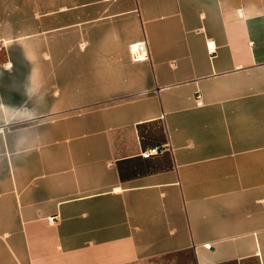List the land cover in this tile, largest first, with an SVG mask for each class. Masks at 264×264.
<instances>
[{
    "label": "crops",
    "instance_id": "1",
    "mask_svg": "<svg viewBox=\"0 0 264 264\" xmlns=\"http://www.w3.org/2000/svg\"><path fill=\"white\" fill-rule=\"evenodd\" d=\"M38 27L79 44L55 68L76 93L61 107L93 110L62 116L61 147L51 127L7 136L37 118L36 82L0 68V264H264V0H0V43Z\"/></svg>",
    "mask_w": 264,
    "mask_h": 264
},
{
    "label": "rangeland",
    "instance_id": "2",
    "mask_svg": "<svg viewBox=\"0 0 264 264\" xmlns=\"http://www.w3.org/2000/svg\"><path fill=\"white\" fill-rule=\"evenodd\" d=\"M36 38L37 41L35 42L17 41L0 43V68L5 69L9 67L8 65L10 63V68L17 69L16 72L21 73V75H16V77H28V73L31 71L33 73V82H36L35 88L37 93V108H34L33 105V109H36L37 118H24L25 121L20 123L15 120V122L12 121L8 123L6 127H2L1 130L4 131L7 136L17 132H27L29 130L37 131L38 133H42V135L40 134V140L44 141L45 129L51 127L54 136L52 139L53 147H61L62 140L59 136V132L62 116L77 114L76 112L85 114V116H91L93 110L92 105H86L80 108L61 107V102L63 101L72 102L73 95L76 93L75 90H70L67 93L65 90L64 95H62V86L55 80L57 77L55 68L61 65V59L59 57L60 52L62 50L76 52L79 44L75 42L61 44L55 40V37L53 42H45L44 27H38ZM3 45L4 48H2ZM79 48L82 50L83 47L80 46ZM65 61H67V59ZM70 61L74 62L75 60L72 59ZM46 67H49V74L46 72ZM51 67H53V70L50 69ZM51 72H53V80L50 82ZM3 76L4 78H12V74L0 75V78H3ZM85 95V102L93 103L92 92L85 91ZM50 103H52V105H50ZM27 108L26 106L22 109ZM13 142L14 139L6 138L5 151L2 154L0 153V157L4 158L6 162L11 161V154L9 153L8 147L12 148ZM38 156L44 160L45 155ZM24 168L25 167L22 169ZM188 262H192V256L189 253H184L155 258L150 260L147 264H185Z\"/></svg>",
    "mask_w": 264,
    "mask_h": 264
},
{
    "label": "built area",
    "instance_id": "3",
    "mask_svg": "<svg viewBox=\"0 0 264 264\" xmlns=\"http://www.w3.org/2000/svg\"><path fill=\"white\" fill-rule=\"evenodd\" d=\"M129 52L131 59L134 62H144L149 60V45L146 39L137 42V43H132L129 46ZM208 52L211 57H214L216 54V46L214 43L208 44ZM197 105L202 106L203 101L202 97L200 94H197ZM162 153L161 148L155 147L151 148L145 152L142 153V157L144 159H150L154 156L160 155ZM54 218L49 219V222H52Z\"/></svg>",
    "mask_w": 264,
    "mask_h": 264
},
{
    "label": "bare ground",
    "instance_id": "4",
    "mask_svg": "<svg viewBox=\"0 0 264 264\" xmlns=\"http://www.w3.org/2000/svg\"><path fill=\"white\" fill-rule=\"evenodd\" d=\"M9 67H11V64L9 63V65H8ZM31 78V77H30ZM32 79V78H31ZM31 82V81H30ZM31 89V88H30ZM0 112H1V114L2 115H4L2 118L4 119V120H6L7 121V118H13L11 115L13 114V111L12 110H9L8 108H6V106L4 105V104H2V103H0ZM26 112V111H25ZM16 114V113H15ZM27 114H28V112H27ZM31 115H32V113H31ZM18 117H19V115H17ZM29 116V115H28ZM16 117V115L14 116V118ZM24 117H26V116H24ZM30 117V116H29ZM1 118V119H2ZM17 118V117H16ZM15 118V119H16ZM28 118V117H27ZM10 120V119H9ZM5 121V122H6ZM8 124V122H6V124H5V126ZM2 125V124H1ZM25 137L27 136L26 134L24 135Z\"/></svg>",
    "mask_w": 264,
    "mask_h": 264
}]
</instances>
